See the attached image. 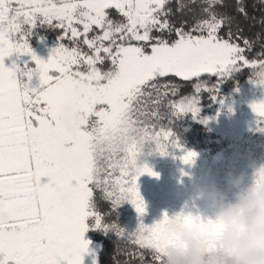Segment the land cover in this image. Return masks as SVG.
<instances>
[{"label": "snow or ice", "instance_id": "1", "mask_svg": "<svg viewBox=\"0 0 264 264\" xmlns=\"http://www.w3.org/2000/svg\"><path fill=\"white\" fill-rule=\"evenodd\" d=\"M170 3L0 0V264H82L88 217H94L93 227L111 230L133 246L132 251L122 249L125 264H163L161 251L174 239L167 214L151 227L140 224L125 234L105 224L90 199L98 191L113 206L128 201L143 215L136 181L156 173L137 166L141 147L150 141L160 155H167L170 145L182 150L169 129L156 131L150 124L164 118L160 106L169 94H177L174 85L159 84L161 79L196 81L191 95L166 105L173 116L191 113L193 118L199 113V95L210 92L215 100L219 84L242 67L253 69L250 82L264 86V59L245 55L259 34L243 38V47L235 42L240 37L233 38L232 17L214 11L223 0H204L201 16L187 31L186 25L173 24ZM236 4L247 18L243 0ZM185 7L178 2L176 12ZM110 9L122 19L110 18ZM37 23L60 30L46 62L26 39ZM226 25L225 38L219 32ZM13 53L29 55L35 68L5 67L4 58ZM33 72L39 74L40 87L22 85L19 77L30 81ZM205 75L215 77V84L203 81ZM250 107L258 130L264 131V100ZM75 113L80 119L72 121L69 131L63 121ZM195 155L187 151L181 159L189 163ZM176 219L194 225L199 218L181 212Z\"/></svg>", "mask_w": 264, "mask_h": 264}, {"label": "rangeland", "instance_id": "2", "mask_svg": "<svg viewBox=\"0 0 264 264\" xmlns=\"http://www.w3.org/2000/svg\"><path fill=\"white\" fill-rule=\"evenodd\" d=\"M27 42L32 52L45 62L58 43L50 42L41 36L36 39L34 45ZM17 56V67L23 69L27 65L35 68L29 55ZM19 81L22 85L27 83L29 88L40 87L39 74L36 72H33L30 81L27 77H19ZM261 100H264V86L252 83L250 79L243 82L228 100L219 103V112L216 113L219 123L227 122L222 111L243 113L239 118L241 123L233 122L239 125V141L231 142L214 155L196 154L189 163L182 161L181 154L169 163L152 162L148 164V168L156 175L146 174L138 177L143 194L149 196L144 203L143 225L151 227L167 214L171 221L169 226H175V230H170L168 226L174 239L165 246L166 248H184L185 244L181 239V233L184 231L202 237L205 248H217L222 225L215 218L216 193H223L226 201H232L237 191L242 192L249 186L264 189V131L258 130L257 117L250 107L252 103ZM232 177H239L238 186L230 183ZM181 212L199 218L198 222L186 225L182 220L176 219L177 214ZM87 219L85 223L88 226ZM87 230L88 227L82 237L88 242L87 250L82 254V264H93L94 261L98 264L100 242L91 240L87 236ZM61 264L64 262L61 261Z\"/></svg>", "mask_w": 264, "mask_h": 264}, {"label": "trees", "instance_id": "3", "mask_svg": "<svg viewBox=\"0 0 264 264\" xmlns=\"http://www.w3.org/2000/svg\"><path fill=\"white\" fill-rule=\"evenodd\" d=\"M178 2L186 5L182 12H176ZM243 4L248 14L247 18L237 11L236 0H223V4L216 5L214 11L232 17V24L230 27L234 34L233 38L235 40V37L238 35L240 39L235 40V42L240 43L242 47L243 38L252 39L259 34V41L253 45L251 50L246 51L245 55L249 60H261L264 58V56L260 55L261 45L264 44V23H262V20H264V4L258 3L257 0H243ZM168 6L173 11V16L171 17L173 24L177 27L184 24L186 25L185 31H187L193 23V18H199L201 16V8L206 5L204 0H195L194 4L192 0H171ZM109 14L110 18L113 20L122 19L115 9H110ZM237 28L241 31L237 32ZM228 32L229 26L226 25L220 30L219 35L226 38ZM93 34L96 33H90V35ZM29 35L30 37L27 36L26 39L32 45L35 44L39 36L46 38L50 42H58L57 37L60 35V30L37 23V25L31 29ZM172 39H175L174 34ZM63 43L67 47L74 46L70 40H64ZM80 47L82 50L87 51L86 46L82 43ZM104 67L107 68L108 64H105ZM252 74L253 69L242 67L241 71L229 75L219 84L215 100L211 98L213 95L212 93L202 92L198 97L199 113L196 118H193L191 113L173 116L166 108L168 101L174 100L179 102L183 97L191 95L193 91L192 85L196 81H183L174 76H170L166 80L161 79L158 81L159 84L169 83L174 85L177 89V94L175 96L169 94L164 104L160 106L159 111L164 118L160 120L151 119L150 124L155 126L156 131L163 128L169 129L182 146V150L170 145L167 149V155H160L159 152L155 150V145L150 141H146L136 157L137 166L148 167V164H152V162L169 163L174 160L175 156L179 154L184 155V152L187 151L194 152L195 154L214 155L229 146L231 142L239 141L237 130L239 125H235L233 122L237 121L241 123L239 118L243 116V113L235 111L228 113L220 110L225 114L227 121L225 123H219L217 121L216 113L219 112V103L228 100L238 86L249 80ZM201 79L206 81L209 86L216 82L215 77L208 75L201 77ZM146 174L147 173L142 174V176ZM115 175H118V172ZM115 175L113 178H115ZM136 184L139 195L145 203L149 196L143 194L142 189L139 187L138 179ZM89 205L94 212L102 215L105 224H115L122 229L125 234L135 232L139 225L143 224V215H139L134 206L128 201H123L119 205L113 206L111 201L102 199L100 193L97 191L90 199ZM87 222V236L91 240L100 242L98 264H125L128 258L122 254V249L132 251L134 250L133 246L124 243L123 238L117 237L111 230L93 227L94 217H88ZM165 248L166 247L161 251L163 264H165L163 252ZM215 250L216 248H205V259H209V255ZM131 264H139V262L133 260Z\"/></svg>", "mask_w": 264, "mask_h": 264}, {"label": "clouds", "instance_id": "4", "mask_svg": "<svg viewBox=\"0 0 264 264\" xmlns=\"http://www.w3.org/2000/svg\"><path fill=\"white\" fill-rule=\"evenodd\" d=\"M75 113L71 121H63L72 130V121H78ZM230 183L238 186L239 177ZM215 218L221 223L216 250L205 259L202 237L184 231L181 233L185 247H167L163 250L165 264H264V189L249 186L237 191L232 201H226L223 193H216ZM170 230H175L170 225Z\"/></svg>", "mask_w": 264, "mask_h": 264}, {"label": "crops", "instance_id": "5", "mask_svg": "<svg viewBox=\"0 0 264 264\" xmlns=\"http://www.w3.org/2000/svg\"><path fill=\"white\" fill-rule=\"evenodd\" d=\"M4 66L11 68L13 65L18 66L19 58L17 56V53H13L12 55L5 57L3 60Z\"/></svg>", "mask_w": 264, "mask_h": 264}]
</instances>
